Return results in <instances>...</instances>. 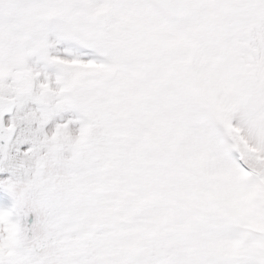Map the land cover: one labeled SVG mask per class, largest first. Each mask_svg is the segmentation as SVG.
<instances>
[{"label":"snow or ice","instance_id":"snow-or-ice-1","mask_svg":"<svg viewBox=\"0 0 264 264\" xmlns=\"http://www.w3.org/2000/svg\"><path fill=\"white\" fill-rule=\"evenodd\" d=\"M0 264H264V0H0Z\"/></svg>","mask_w":264,"mask_h":264}]
</instances>
